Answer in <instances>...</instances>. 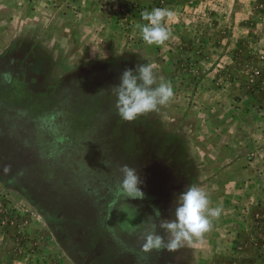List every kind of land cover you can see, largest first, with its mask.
Instances as JSON below:
<instances>
[{
  "label": "rangeland",
  "instance_id": "374dc122",
  "mask_svg": "<svg viewBox=\"0 0 264 264\" xmlns=\"http://www.w3.org/2000/svg\"><path fill=\"white\" fill-rule=\"evenodd\" d=\"M156 8L170 36L148 45ZM139 64L173 96L127 122L112 86ZM123 165L165 242L188 187L220 216L175 250H123ZM0 264H264V0H0Z\"/></svg>",
  "mask_w": 264,
  "mask_h": 264
},
{
  "label": "clouds",
  "instance_id": "9594fccd",
  "mask_svg": "<svg viewBox=\"0 0 264 264\" xmlns=\"http://www.w3.org/2000/svg\"><path fill=\"white\" fill-rule=\"evenodd\" d=\"M168 15L170 13L167 10L160 8L143 13V19L147 23L141 25L140 30L146 44L161 45L169 39V29L162 24V20ZM5 79H9V76L5 75ZM119 81V84L112 86V89L116 113L123 121L132 122L141 115L156 111L159 106L166 105L173 96L171 84L163 79L153 87L156 84V77L153 66L149 64H139L133 69H125ZM43 126H46L49 131H58L52 118L44 120ZM59 154L60 151L57 149L50 152L49 156L54 158ZM121 173L122 178L115 189V196L143 199L144 192L140 187L142 181L137 170L123 165ZM115 203L114 200L113 204ZM209 203L208 194L196 186L188 187L180 192L176 197L174 218L161 219L159 224V227L168 234L169 239L165 242L164 237L155 231V224H153V230L143 238L142 250L145 252L153 249L172 251L181 246L182 241L191 239L193 236H201L209 229V218H217L221 214V208H210ZM157 215H160L159 211Z\"/></svg>",
  "mask_w": 264,
  "mask_h": 264
},
{
  "label": "flooded vegetation",
  "instance_id": "af4514ba",
  "mask_svg": "<svg viewBox=\"0 0 264 264\" xmlns=\"http://www.w3.org/2000/svg\"><path fill=\"white\" fill-rule=\"evenodd\" d=\"M116 200L111 204L106 214V225L112 238L123 250L145 254L141 245L144 236L152 231L153 210L143 200Z\"/></svg>",
  "mask_w": 264,
  "mask_h": 264
}]
</instances>
